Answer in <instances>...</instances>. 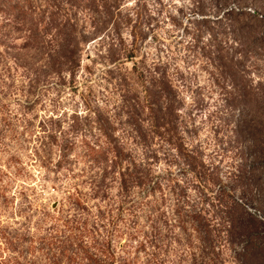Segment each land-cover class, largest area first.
<instances>
[{"label":"rangeland","instance_id":"rangeland-1","mask_svg":"<svg viewBox=\"0 0 264 264\" xmlns=\"http://www.w3.org/2000/svg\"><path fill=\"white\" fill-rule=\"evenodd\" d=\"M194 1L191 8L177 7L178 15L167 12L168 19L162 21L167 8L163 0H155L158 8L150 7L152 0H136L125 8V0L121 10L132 16L135 58L111 62V40H100L106 35L102 31L85 44L74 72L64 54L58 59L56 53L50 56L40 48L26 47L29 32L0 10V256L4 257L0 264H53L58 256L65 262L69 249L80 242L110 256L145 263L146 255L137 253L132 238L137 226L147 221L142 214L137 218L130 214L135 196H123L118 173L102 178L98 185L102 170L91 167L85 156L87 144H107L103 126L114 132L113 144L129 152V161L146 154L147 167L155 175L182 178L166 150L142 145L128 123L129 102L122 94L140 90L132 67L141 58L146 66L168 72L177 97L186 100L180 112L187 128H181L189 147L199 148L206 162L228 154L222 166L229 181L226 177L235 168L231 156L241 144L232 127L218 120L217 112L233 97L225 89L228 82L218 66L217 42L207 25L197 36L202 15L194 11ZM9 2L2 4L4 10ZM45 4L46 0H34L39 10L43 5L39 12L43 15L52 9ZM85 25L80 23V32L92 33L90 21ZM131 30L124 32L127 43L134 38ZM21 39L22 44L14 43ZM244 65L250 76L253 70L264 73V59L246 58ZM129 166L136 169L132 163ZM74 217L81 226L72 221Z\"/></svg>","mask_w":264,"mask_h":264},{"label":"trees","instance_id":"trees-1","mask_svg":"<svg viewBox=\"0 0 264 264\" xmlns=\"http://www.w3.org/2000/svg\"><path fill=\"white\" fill-rule=\"evenodd\" d=\"M9 1L4 10L2 4L7 0H0V10L29 32L26 47L40 48L50 56L56 53L58 59L64 54L73 72L80 65L85 44L102 31L106 35L100 40H111V62H127L136 56L132 16L121 10L125 0H46L44 7L52 9L44 15L39 13L43 5L39 10L34 0ZM214 1L207 5L195 0L194 11L202 15L197 20V36L207 25L217 42L218 66L223 67L221 74L228 82L225 89L233 97L217 112L218 120L232 127L241 144L231 156L235 168L226 177L229 181H225L222 166L228 154L219 163L217 159L206 162L199 148L189 147L181 128H187L180 112L186 100L177 97L168 72L146 66L143 58L132 67L140 90L122 94L129 102L128 123L142 145L166 150L182 178L155 175L147 167L146 154L140 164L135 156L129 161V152L113 144L114 132L103 126L107 144L86 145L87 162L102 170L98 185L102 178L118 173L123 196H135L128 207L133 209L130 214L147 218L132 236L137 253L147 257L144 264H264V82L252 86L244 65L246 58L264 59V0ZM88 21L92 33H81L80 23L86 27ZM129 29L134 38L127 43L124 32ZM125 163L136 169L124 168ZM72 221L81 226L78 218ZM95 247L75 243L65 262L58 256L53 264H141Z\"/></svg>","mask_w":264,"mask_h":264},{"label":"clouds","instance_id":"clouds-1","mask_svg":"<svg viewBox=\"0 0 264 264\" xmlns=\"http://www.w3.org/2000/svg\"><path fill=\"white\" fill-rule=\"evenodd\" d=\"M136 3V0H128V2L124 5V7H128L129 4H135ZM163 4L167 6V8L165 9V15L161 18L162 21L164 20H167L168 19V16H167V12H171L173 15H178L177 13V7H180V6H183L185 8H191L193 7V0H163ZM150 7H153V8H158L159 5H157L155 3V0H152V4L150 5ZM153 15H156V12L153 11L152 12ZM3 18L0 17V20H2ZM167 27L171 28L172 25L171 24H168ZM208 37L206 36L205 37V40H207ZM24 41L21 39V40H14V43L16 44H22ZM0 51H3V46L0 45ZM250 83L252 86H256L258 85L259 83L261 82H264V73H261V74H257V72L255 70H253L251 72V76H250ZM65 99H67V97H65ZM117 136L120 135L119 132L116 133ZM143 162V157L141 156L139 159L136 160V163H142ZM216 163H219V161L217 160ZM126 166H129V165H126ZM199 199V198H197ZM189 211H191V209H189ZM243 246H241L242 248ZM0 251H2V249H0ZM4 257L3 256H0V260H2Z\"/></svg>","mask_w":264,"mask_h":264},{"label":"water","instance_id":"water-1","mask_svg":"<svg viewBox=\"0 0 264 264\" xmlns=\"http://www.w3.org/2000/svg\"><path fill=\"white\" fill-rule=\"evenodd\" d=\"M55 206V205H54Z\"/></svg>","mask_w":264,"mask_h":264}]
</instances>
